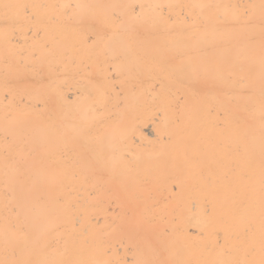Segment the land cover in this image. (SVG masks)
Segmentation results:
<instances>
[{"label": "bare ground", "instance_id": "1", "mask_svg": "<svg viewBox=\"0 0 264 264\" xmlns=\"http://www.w3.org/2000/svg\"><path fill=\"white\" fill-rule=\"evenodd\" d=\"M0 264H264V0H0Z\"/></svg>", "mask_w": 264, "mask_h": 264}]
</instances>
